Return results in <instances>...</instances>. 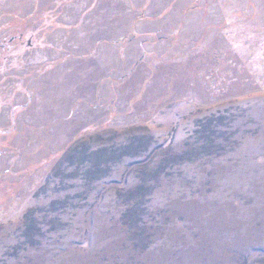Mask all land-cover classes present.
Returning <instances> with one entry per match:
<instances>
[{"label":"rangeland","instance_id":"rangeland-1","mask_svg":"<svg viewBox=\"0 0 264 264\" xmlns=\"http://www.w3.org/2000/svg\"><path fill=\"white\" fill-rule=\"evenodd\" d=\"M0 264H264V0H0Z\"/></svg>","mask_w":264,"mask_h":264}]
</instances>
